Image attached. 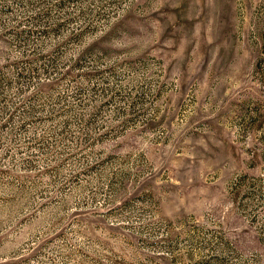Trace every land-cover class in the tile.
Returning <instances> with one entry per match:
<instances>
[{
	"label": "rangeland",
	"instance_id": "rangeland-1",
	"mask_svg": "<svg viewBox=\"0 0 264 264\" xmlns=\"http://www.w3.org/2000/svg\"><path fill=\"white\" fill-rule=\"evenodd\" d=\"M0 264H264V0H0Z\"/></svg>",
	"mask_w": 264,
	"mask_h": 264
}]
</instances>
